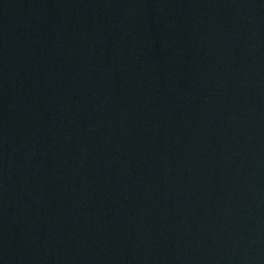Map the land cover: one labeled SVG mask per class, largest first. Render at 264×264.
I'll return each instance as SVG.
<instances>
[{
    "label": "water",
    "instance_id": "water-1",
    "mask_svg": "<svg viewBox=\"0 0 264 264\" xmlns=\"http://www.w3.org/2000/svg\"><path fill=\"white\" fill-rule=\"evenodd\" d=\"M0 264H264V0H0Z\"/></svg>",
    "mask_w": 264,
    "mask_h": 264
}]
</instances>
